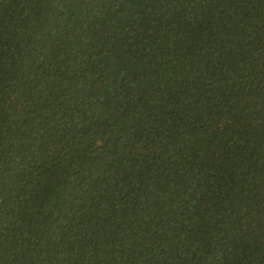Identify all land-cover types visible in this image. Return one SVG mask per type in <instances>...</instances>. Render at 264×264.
Wrapping results in <instances>:
<instances>
[{"label": "trees", "instance_id": "trees-1", "mask_svg": "<svg viewBox=\"0 0 264 264\" xmlns=\"http://www.w3.org/2000/svg\"><path fill=\"white\" fill-rule=\"evenodd\" d=\"M0 264H264V0H0Z\"/></svg>", "mask_w": 264, "mask_h": 264}]
</instances>
